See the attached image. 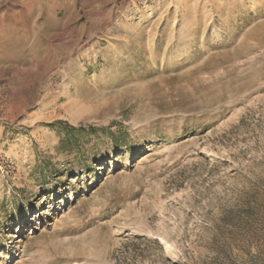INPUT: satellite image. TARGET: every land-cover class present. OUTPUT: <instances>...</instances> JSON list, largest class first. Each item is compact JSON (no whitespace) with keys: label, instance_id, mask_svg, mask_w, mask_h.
<instances>
[{"label":"rangeland","instance_id":"obj_1","mask_svg":"<svg viewBox=\"0 0 264 264\" xmlns=\"http://www.w3.org/2000/svg\"><path fill=\"white\" fill-rule=\"evenodd\" d=\"M0 264H264V0H0Z\"/></svg>","mask_w":264,"mask_h":264},{"label":"bare ground","instance_id":"obj_2","mask_svg":"<svg viewBox=\"0 0 264 264\" xmlns=\"http://www.w3.org/2000/svg\"><path fill=\"white\" fill-rule=\"evenodd\" d=\"M83 111H84V110H82V108H81V109H79V112H78V114L80 115L81 113H83Z\"/></svg>","mask_w":264,"mask_h":264},{"label":"trees","instance_id":"obj_3","mask_svg":"<svg viewBox=\"0 0 264 264\" xmlns=\"http://www.w3.org/2000/svg\"><path fill=\"white\" fill-rule=\"evenodd\" d=\"M136 239H137V240H140L141 238H138V237H137Z\"/></svg>","mask_w":264,"mask_h":264}]
</instances>
